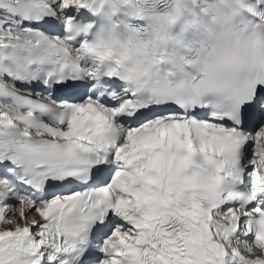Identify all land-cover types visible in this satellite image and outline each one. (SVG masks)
<instances>
[{
	"label": "snow or ice",
	"instance_id": "1",
	"mask_svg": "<svg viewBox=\"0 0 264 264\" xmlns=\"http://www.w3.org/2000/svg\"><path fill=\"white\" fill-rule=\"evenodd\" d=\"M0 264H264V0H0Z\"/></svg>",
	"mask_w": 264,
	"mask_h": 264
}]
</instances>
